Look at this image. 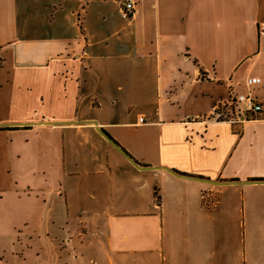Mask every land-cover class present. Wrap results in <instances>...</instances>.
<instances>
[{
  "label": "crops",
  "instance_id": "crops-1",
  "mask_svg": "<svg viewBox=\"0 0 264 264\" xmlns=\"http://www.w3.org/2000/svg\"><path fill=\"white\" fill-rule=\"evenodd\" d=\"M120 1L0 0V264H264V0Z\"/></svg>",
  "mask_w": 264,
  "mask_h": 264
},
{
  "label": "built area",
  "instance_id": "built-area-1",
  "mask_svg": "<svg viewBox=\"0 0 264 264\" xmlns=\"http://www.w3.org/2000/svg\"><path fill=\"white\" fill-rule=\"evenodd\" d=\"M137 0H121L120 16L124 20L132 17ZM261 83L257 77H250L243 82H235V86H241L243 92L235 91L231 79L227 80L228 92L226 98L218 100L212 107L210 119L214 121H226L230 123H242L250 119H259L264 116V109L253 96V88ZM140 121H142L140 119ZM205 200V196L202 197Z\"/></svg>",
  "mask_w": 264,
  "mask_h": 264
},
{
  "label": "water",
  "instance_id": "water-1",
  "mask_svg": "<svg viewBox=\"0 0 264 264\" xmlns=\"http://www.w3.org/2000/svg\"><path fill=\"white\" fill-rule=\"evenodd\" d=\"M89 123H93L96 124L95 122H89ZM97 132L116 150L118 151L126 160L127 162L131 163L134 167L136 168H140L135 161L132 160V158H130V156L128 154H126L121 148H119L103 131L97 129ZM151 169V168H150ZM163 170L169 172L170 174H173L175 176L178 177H183V178H187V179H191V180H196V181H200L203 183H207V184H213V185H223L224 184H233V183H227V182H217V181H211V180H206V179H201V178H195V177H188V176H184V175H179L167 168H162ZM245 183H264V181H249V182H245Z\"/></svg>",
  "mask_w": 264,
  "mask_h": 264
},
{
  "label": "trees",
  "instance_id": "trees-1",
  "mask_svg": "<svg viewBox=\"0 0 264 264\" xmlns=\"http://www.w3.org/2000/svg\"><path fill=\"white\" fill-rule=\"evenodd\" d=\"M107 135V134H106ZM108 136V135H107ZM109 137V136H108ZM110 138V137H109Z\"/></svg>",
  "mask_w": 264,
  "mask_h": 264
}]
</instances>
